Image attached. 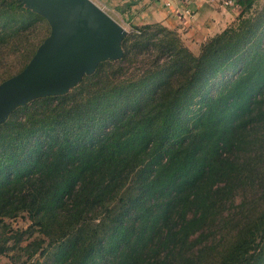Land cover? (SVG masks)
<instances>
[{"label":"trees","instance_id":"trees-1","mask_svg":"<svg viewBox=\"0 0 264 264\" xmlns=\"http://www.w3.org/2000/svg\"><path fill=\"white\" fill-rule=\"evenodd\" d=\"M234 3L237 20L198 54L177 31L130 23L120 60L0 124V254L264 264V6ZM46 27L21 0H0V85ZM21 216L30 224L12 230Z\"/></svg>","mask_w":264,"mask_h":264},{"label":"water","instance_id":"water-1","mask_svg":"<svg viewBox=\"0 0 264 264\" xmlns=\"http://www.w3.org/2000/svg\"><path fill=\"white\" fill-rule=\"evenodd\" d=\"M21 1L51 32L27 67L0 85V124L34 99L68 93L100 63L120 60L128 33L92 0Z\"/></svg>","mask_w":264,"mask_h":264},{"label":"crops","instance_id":"crops-1","mask_svg":"<svg viewBox=\"0 0 264 264\" xmlns=\"http://www.w3.org/2000/svg\"><path fill=\"white\" fill-rule=\"evenodd\" d=\"M110 10L117 13L118 18L109 14L113 19L129 28L130 23H155L177 31L195 54L209 38L232 25L240 13L235 3L226 7L223 0H120Z\"/></svg>","mask_w":264,"mask_h":264},{"label":"rangeland","instance_id":"rangeland-1","mask_svg":"<svg viewBox=\"0 0 264 264\" xmlns=\"http://www.w3.org/2000/svg\"><path fill=\"white\" fill-rule=\"evenodd\" d=\"M92 1H94L98 6H100L106 13L114 15V18L117 17V13H113L110 9L111 7L112 8L116 7V5L120 3V0H92ZM227 1L228 0H223L224 6L231 7L225 4ZM263 6H264V0H256V7H255L256 9H261ZM152 24H155V23H152ZM122 26H125L124 28L128 31V33L131 32V28L127 27L126 23H123ZM45 31L46 32H44V34L47 35L49 32H51V29L46 27ZM7 223L11 226L12 230L26 229L28 225L30 224L26 216H21L18 219L12 220V221L9 220L7 221ZM12 256H13L12 252L8 255L0 254V264H14L11 261ZM25 261H26V258H20V260L17 261V264H23ZM27 264H30V262H27Z\"/></svg>","mask_w":264,"mask_h":264},{"label":"built area","instance_id":"built-area-1","mask_svg":"<svg viewBox=\"0 0 264 264\" xmlns=\"http://www.w3.org/2000/svg\"><path fill=\"white\" fill-rule=\"evenodd\" d=\"M225 4L228 6H232L234 5V0H228Z\"/></svg>","mask_w":264,"mask_h":264}]
</instances>
